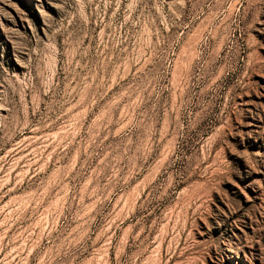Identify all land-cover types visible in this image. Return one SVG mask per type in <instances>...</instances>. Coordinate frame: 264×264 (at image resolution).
Returning <instances> with one entry per match:
<instances>
[{
    "label": "rangeland",
    "instance_id": "rangeland-1",
    "mask_svg": "<svg viewBox=\"0 0 264 264\" xmlns=\"http://www.w3.org/2000/svg\"><path fill=\"white\" fill-rule=\"evenodd\" d=\"M0 264H264V0H0Z\"/></svg>",
    "mask_w": 264,
    "mask_h": 264
}]
</instances>
